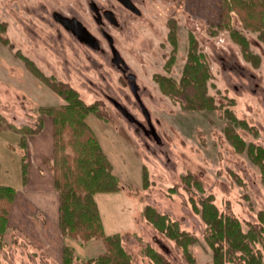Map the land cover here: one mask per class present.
Wrapping results in <instances>:
<instances>
[{
    "label": "rangeland",
    "instance_id": "1",
    "mask_svg": "<svg viewBox=\"0 0 264 264\" xmlns=\"http://www.w3.org/2000/svg\"><path fill=\"white\" fill-rule=\"evenodd\" d=\"M63 1L0 0V113L18 128L40 129L25 136L26 147H21V133L8 127L0 130V184L16 188L0 236V264H62L64 245L73 247L79 258L105 250L102 239L83 241L60 231L55 158L74 150L68 134L60 145L54 136L53 116L42 110L65 103L53 83L73 87L87 104L97 103V111L89 113L85 121L109 159L112 173L118 176L120 190L98 192L95 197L106 233H121L132 263L155 264L143 253L150 244L172 264H213L205 238L207 224L194 202L200 205L203 198L213 195L219 211L238 218L244 231L250 223H259L258 213L264 210L260 165L250 159L247 147L237 150L225 133L232 121L226 114L230 109L238 121L247 124H232L246 143L264 147L262 30L246 27L237 12H230L231 28L243 33L261 58L255 65L244 58L230 30L217 27L223 16L221 0H157L149 4L135 31L125 33L117 43L137 75L142 99L160 137L157 141L108 99L113 96L147 125L123 74L96 72L110 65L98 56L93 64L84 56L75 58L70 40L62 43L57 39L56 25L50 23L44 9L46 5L58 8ZM191 34L199 51L206 54L212 75L208 94L215 97L218 108H184L180 98L161 87L162 77L180 80L191 50ZM23 161L28 169L26 183L21 175ZM188 174L202 182L203 191L193 181L186 182ZM146 205L178 220L183 230L197 237L191 245L194 262L184 257L176 241L146 220ZM253 249L260 250L264 261V239Z\"/></svg>",
    "mask_w": 264,
    "mask_h": 264
},
{
    "label": "trees",
    "instance_id": "2",
    "mask_svg": "<svg viewBox=\"0 0 264 264\" xmlns=\"http://www.w3.org/2000/svg\"><path fill=\"white\" fill-rule=\"evenodd\" d=\"M222 21L219 29L227 28L234 40L241 45L242 54L246 60L255 65L260 63V56L249 46V39L230 25V12L235 11L241 17L246 27L262 30L264 39V0H221ZM174 32L171 40L175 42ZM30 65V63H29ZM32 68V66H31ZM44 81L49 78L43 75L38 68H32ZM212 77L206 59V54L198 49V42L191 34V50L188 53L187 63L182 76L177 82L171 78L162 77L159 81L164 92L181 99L187 109H215V97L208 94V80ZM53 89L65 100L59 107L42 108L43 111L53 116L54 136L64 142V135L68 134L69 144L73 153L60 154L55 158L54 179L55 188L59 192V227L67 236L83 241L99 238L103 240L105 250L97 256L90 258L75 257L73 247L63 246L62 264H133V257L122 245L120 232L107 234L103 225L100 209L95 197L98 192H117L120 190L118 176L112 173V165L103 152L94 132L85 121V117L97 111V103L87 104L73 87L60 83L51 84ZM234 102V101H233ZM231 124L225 128V133L237 150L247 147L248 156L261 167L264 180V147L245 139L235 130L233 123L247 126L244 120L238 118L226 109ZM11 128L22 134L21 147H26L25 136L36 134L40 129L30 126L16 127L0 113V130ZM62 150V146H60ZM147 169L144 167V186H147ZM21 175L26 183L28 169L25 161L22 163ZM194 177L193 180H191ZM188 184L194 185L203 191L202 182L195 176L188 174L184 177ZM175 190V189H174ZM16 188L9 184H0V236L3 235L7 220L8 210L13 201ZM194 208L201 214L207 224L206 242L212 249L213 264H264L260 250L253 249L255 244L264 239V210L259 211V223H250L244 231L238 218L219 211L214 203L213 195H208L200 201L194 202ZM146 220L159 232L176 241L182 249L184 257L194 262L195 258L191 245L197 242V237L180 227L178 220L172 219L168 214L159 212L152 205L143 209ZM143 253L155 264H172L161 252L150 244H146Z\"/></svg>",
    "mask_w": 264,
    "mask_h": 264
},
{
    "label": "flooded vegetation",
    "instance_id": "3",
    "mask_svg": "<svg viewBox=\"0 0 264 264\" xmlns=\"http://www.w3.org/2000/svg\"><path fill=\"white\" fill-rule=\"evenodd\" d=\"M155 1L157 0H65L58 8L49 9L46 5L44 9V14L47 13L51 18L48 19L50 23L56 25L57 39L62 43L70 40L75 58L84 56L89 64H93L98 62V56L110 66L109 69L103 66L97 68L96 72L123 74L147 125L139 119L135 123L145 134L152 136L157 130L152 119L151 122L147 119L149 110L142 99L137 75L123 57L122 48L117 42L125 33L135 31L139 17L148 10L149 4ZM165 66L169 67L167 63ZM107 97L114 105L115 101L123 105L113 96ZM149 116L151 117L150 112Z\"/></svg>",
    "mask_w": 264,
    "mask_h": 264
},
{
    "label": "water",
    "instance_id": "4",
    "mask_svg": "<svg viewBox=\"0 0 264 264\" xmlns=\"http://www.w3.org/2000/svg\"><path fill=\"white\" fill-rule=\"evenodd\" d=\"M115 101V100H114ZM115 105L116 107L123 113L124 116H126L130 121L132 122H138L139 120L134 116L133 113H131L126 107H124L123 105L117 103L115 101ZM147 111V110H145ZM147 119L151 122V117L149 116V112H147ZM155 130V128H154ZM154 137L157 139V141H160V137L157 134V132H154Z\"/></svg>",
    "mask_w": 264,
    "mask_h": 264
},
{
    "label": "crops",
    "instance_id": "5",
    "mask_svg": "<svg viewBox=\"0 0 264 264\" xmlns=\"http://www.w3.org/2000/svg\"><path fill=\"white\" fill-rule=\"evenodd\" d=\"M29 179V178H28ZM28 182H29V180H28ZM52 206H54V204H51V207ZM56 206H57V209H56V211H57V215H58V211H59V209H58V207H59V201H58V198H57V200H56ZM53 208V207H52ZM54 210V209H53Z\"/></svg>",
    "mask_w": 264,
    "mask_h": 264
}]
</instances>
